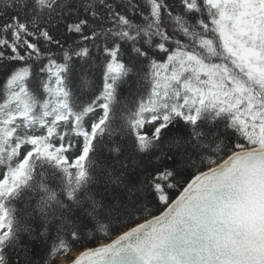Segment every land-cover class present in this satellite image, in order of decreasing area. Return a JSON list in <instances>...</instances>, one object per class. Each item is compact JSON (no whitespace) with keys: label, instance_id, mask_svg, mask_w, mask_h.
Listing matches in <instances>:
<instances>
[{"label":"snow or ice","instance_id":"6c2138e0","mask_svg":"<svg viewBox=\"0 0 264 264\" xmlns=\"http://www.w3.org/2000/svg\"><path fill=\"white\" fill-rule=\"evenodd\" d=\"M58 257L264 264V0H0V264Z\"/></svg>","mask_w":264,"mask_h":264},{"label":"rangeland","instance_id":"374dc122","mask_svg":"<svg viewBox=\"0 0 264 264\" xmlns=\"http://www.w3.org/2000/svg\"><path fill=\"white\" fill-rule=\"evenodd\" d=\"M56 264H64V258L59 260Z\"/></svg>","mask_w":264,"mask_h":264},{"label":"trees","instance_id":"16d2710c","mask_svg":"<svg viewBox=\"0 0 264 264\" xmlns=\"http://www.w3.org/2000/svg\"><path fill=\"white\" fill-rule=\"evenodd\" d=\"M112 237H109V239H111ZM61 258H63V257H58L55 261H54V264H56L57 263V261L59 260V259H61Z\"/></svg>","mask_w":264,"mask_h":264}]
</instances>
